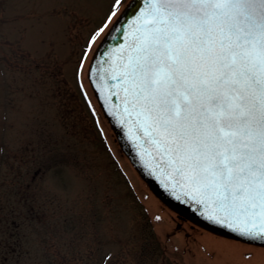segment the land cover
I'll use <instances>...</instances> for the list:
<instances>
[{
  "label": "rangeland",
  "instance_id": "1",
  "mask_svg": "<svg viewBox=\"0 0 264 264\" xmlns=\"http://www.w3.org/2000/svg\"><path fill=\"white\" fill-rule=\"evenodd\" d=\"M8 1L0 0V264H264V245L167 206L121 149L87 76L112 23L88 42L114 0Z\"/></svg>",
  "mask_w": 264,
  "mask_h": 264
},
{
  "label": "snow or ice",
  "instance_id": "2",
  "mask_svg": "<svg viewBox=\"0 0 264 264\" xmlns=\"http://www.w3.org/2000/svg\"><path fill=\"white\" fill-rule=\"evenodd\" d=\"M128 37L124 112L209 221L264 240V0H145Z\"/></svg>",
  "mask_w": 264,
  "mask_h": 264
},
{
  "label": "water",
  "instance_id": "3",
  "mask_svg": "<svg viewBox=\"0 0 264 264\" xmlns=\"http://www.w3.org/2000/svg\"><path fill=\"white\" fill-rule=\"evenodd\" d=\"M144 7L145 0H130L120 14L118 24L115 25L120 31L112 30L109 35L104 36L93 54L88 69L90 84L103 113L116 134L121 149L152 191L180 216L187 217L216 233L247 242L264 244V240L242 237L238 233L209 221L204 214V208L185 196L181 188L171 179L160 155L152 145L146 142V139L137 130L136 124L124 112V108L127 106L123 99L122 88L124 85L119 78L111 79L113 75L119 76V69L108 70L116 68L119 64V60L116 58L118 54L113 52V49H116L117 46L121 51L127 48L130 40L128 30L131 18ZM110 29H114V26L112 25ZM110 56L111 59H109Z\"/></svg>",
  "mask_w": 264,
  "mask_h": 264
},
{
  "label": "trees",
  "instance_id": "4",
  "mask_svg": "<svg viewBox=\"0 0 264 264\" xmlns=\"http://www.w3.org/2000/svg\"><path fill=\"white\" fill-rule=\"evenodd\" d=\"M28 208V207H27ZM34 208H36L35 206H34ZM37 209V208H36ZM35 210V209H34ZM32 212H33V210H31ZM39 212H40V210H38ZM12 213V217L14 218L15 216H16V212H17V210H15V209H13L12 211H11ZM35 212H36V210H35ZM19 216H21L20 215V212H19V214H18ZM36 216H37V212H36ZM33 217H35V213H34V216ZM37 218H38V216H37ZM9 253H11V254H13L14 252H4V255H3V258H5L4 260H6L7 258H9Z\"/></svg>",
  "mask_w": 264,
  "mask_h": 264
},
{
  "label": "flooded vegetation",
  "instance_id": "5",
  "mask_svg": "<svg viewBox=\"0 0 264 264\" xmlns=\"http://www.w3.org/2000/svg\"><path fill=\"white\" fill-rule=\"evenodd\" d=\"M7 2H4V6H9V1L8 0H6ZM11 3V2H10ZM2 5H3V2H2V4H0V7H2ZM10 5H12V4H10ZM32 7V9H37V10H40V13H41V9L40 8H38V7H36V6H31ZM43 14H47V13H41V15H43Z\"/></svg>",
  "mask_w": 264,
  "mask_h": 264
}]
</instances>
